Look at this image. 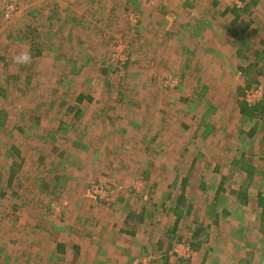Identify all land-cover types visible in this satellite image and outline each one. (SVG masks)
<instances>
[{
  "label": "rangeland",
  "instance_id": "374dc122",
  "mask_svg": "<svg viewBox=\"0 0 264 264\" xmlns=\"http://www.w3.org/2000/svg\"><path fill=\"white\" fill-rule=\"evenodd\" d=\"M126 1L129 6L128 11L123 12L128 21L126 33L111 29V25L107 28L103 20L97 21L92 33L96 39L99 38V43L92 39L96 42V51L91 61L81 59L78 52L59 56V48L53 51L48 44L49 38L41 35L42 29L39 30L40 39L35 34V44L33 35L26 39L25 33L30 35L27 25L39 22L35 13L40 3L45 1L0 0V264H12L14 259L22 263L23 260L30 262L33 257L38 260L40 257L34 246L42 243L54 246L61 232L67 235L66 240H70L71 231L78 221L101 213L107 205H114L123 193H128L127 196L139 207L143 204L151 207L156 193H172L171 189L166 191L165 186L170 183V187L176 188L175 184L187 176L190 180L187 196L196 203L195 212L198 213L186 220L187 223L180 222L176 234L186 239L176 242L174 248L177 244L190 245L191 242L193 245L196 240L191 235L195 229L203 224L210 225L206 214L212 206L209 198L214 197L221 177L227 178V185L234 183V187L247 182L253 185L249 191L252 204L236 205L231 221L222 222L220 229L210 228L205 245L202 244V249L194 248L190 259H179L173 248L169 262L264 264V216H260L262 209L257 199V193L264 196L262 174L249 177L236 167L234 173H209L210 167L220 160L224 167L232 160L240 161L243 152H246L247 163L258 167L260 172L264 171V112H261L264 111V77L254 82L252 73L250 76L242 75L243 71L233 69L232 78L228 76L226 79L229 86L227 93L223 91L228 88L226 86L220 91L217 85H209V90L204 89L201 95L199 91L203 84L191 86L187 93L182 89L180 93L176 92L181 88L178 77L182 72V63H176L178 35L173 30L181 20L177 21L179 14L175 10H179V2L183 3V7L193 11L187 14L190 19H197L195 9L198 0H167L168 4L159 7L157 0L144 4L139 0ZM10 4L18 8L10 19H6V9ZM118 4L116 2V7L120 6ZM29 10L34 19H29ZM156 10L163 12L162 20L167 22L164 24L169 31L164 37L168 38L166 42L170 45L159 53L153 52L151 56L144 57L140 49L145 45L139 47L141 38L137 31L144 18ZM135 17L136 22L133 21ZM185 17L186 23H189L190 19ZM123 21L127 22L125 17ZM76 35L73 33L71 39H63L60 49L65 51L68 43L76 41ZM133 35L137 37L136 41ZM144 39L145 44L148 39ZM40 41L43 45H38ZM119 44L128 59L120 70L109 60ZM21 51L30 52V64L17 66L13 63V57ZM34 51H41L43 55L34 58ZM45 59L49 67L39 71L45 65ZM229 72L225 70V75ZM143 77L148 81L143 83L149 90L148 99L163 108V112L160 110L161 113H158L157 121L161 127L156 142L147 140L134 148L128 138L95 141L94 137L82 134L84 127L80 128L78 119L66 114L65 107L76 106L81 96L91 97L98 105L101 101L139 102L137 87L138 90L141 88L138 82ZM219 77L222 75L214 78L217 83ZM175 95V100H171V96ZM186 95L190 96L187 98ZM180 97L190 101L184 102ZM249 101L259 102L250 104ZM245 107L249 116L242 113ZM168 109L172 113L164 111ZM161 118L168 120L164 122ZM251 129L255 131L254 138L248 134ZM80 139L82 141L78 142ZM156 147L157 151L160 150L157 154ZM172 149H176V153ZM164 150L170 151L169 155L173 157H165ZM218 151H223L228 157L210 156H218ZM198 153L207 157L196 158ZM181 154L182 158L179 157ZM203 180L208 186L206 193L198 189ZM134 181L141 182L145 187L147 200L135 193L132 187ZM92 183L123 187V191L112 202H95L87 195ZM127 184L129 186H125ZM178 187L173 192L176 196L181 192ZM225 197L224 202L230 203V197ZM149 202L152 205H147ZM226 207L233 208L232 205ZM170 208L171 202L167 205L169 213L164 215L163 222L167 224H173ZM196 215L207 221L197 220L199 217ZM155 218L156 224L158 217ZM57 231L60 233L57 234ZM155 244L156 241L144 246V250L135 256L134 264H140L151 252L156 258L154 264H164V255L155 251ZM206 249H211V252L204 260Z\"/></svg>",
  "mask_w": 264,
  "mask_h": 264
},
{
  "label": "crops",
  "instance_id": "0c3cea01",
  "mask_svg": "<svg viewBox=\"0 0 264 264\" xmlns=\"http://www.w3.org/2000/svg\"><path fill=\"white\" fill-rule=\"evenodd\" d=\"M42 1L45 2L40 3L38 12L35 13L39 16V22L28 23L26 30L30 35L25 33L27 35L26 38L29 40L33 35L35 44V34H38L40 39L39 30L42 29L41 35L49 38L48 44L53 51L54 48H59V56L67 52L71 54L78 52L81 59L94 60L96 42L93 40L99 43V38L96 39L93 36L92 30L95 29L99 20H103L107 28L111 25V29L126 33L128 21L123 14L129 8L126 0H121L122 2L113 0L112 3H110V0ZM116 2H119V7H116ZM157 2L158 7L168 4L167 0H157ZM175 11L179 14V19L176 17L177 21L181 20L175 28L173 27V31L178 35L177 45H175L176 63H182V72L179 73L178 77L181 88L177 91L175 90L176 92L180 93L182 89L187 93L189 88L203 84L199 91L201 95H203L204 89H207L206 91L209 90V85H217L220 91L222 87L226 86L228 88L223 91L227 93L229 86L226 79L228 76L232 78L231 71L233 69L243 71L241 72L243 73L242 75L250 76L252 73L255 76L252 80L254 82H258V78L264 77V74H262L264 73V0H198L195 9L198 13L197 19H190L187 14L192 10L183 7V3L179 2V10ZM162 13V11L157 12L156 10L149 14L148 17L145 16L146 18H144L141 27L137 31L140 33L138 36L141 38L139 47L145 45L140 49L141 53H144V57L151 56L153 52L159 53L162 48L165 49L170 45V42H166L168 38L164 37L165 33L169 31H167L168 28L165 26L167 22L162 20L164 18ZM185 15L190 19L189 23H186ZM32 16V11L29 10V19H34ZM124 17L127 22L123 21ZM73 33L77 34L75 37L76 41L68 43L65 51L61 50L62 40L65 38L71 39ZM144 37L148 39L145 44ZM153 38L158 40V43H155ZM133 39L136 41L137 37L133 35ZM252 43H254V46ZM38 45H43V43L40 41ZM41 55H43L41 51L33 52L34 58H39ZM46 62L47 60L45 59V65H42L39 71L47 70L49 63ZM225 70L230 72L225 75ZM221 75L222 77H219L220 81L217 83L214 78ZM203 80L206 82H203ZM146 82L148 81L144 77L138 82L141 88L138 90L137 87V92L141 101L131 103L132 105L128 102L104 103L102 101L98 102V105L96 100L92 101L91 97L81 96L80 101L77 102L80 104L76 103V106L67 105L68 107H65L66 114L78 119L80 128L84 127L82 134L87 135L89 138L94 137L95 141L102 138L113 141L128 138L134 144V148L137 147L138 143L147 140L156 142L160 132L158 130L161 127L159 121H157L160 116L158 113H161L163 108L161 109L160 105H156L148 99V87L143 85ZM239 87L237 86L236 88ZM143 88L145 89L143 90ZM155 93L157 94L156 90ZM190 95H186L187 98ZM175 97L176 95L171 96V100L174 101ZM86 99H89V101ZM180 100L184 102L190 101L186 97L183 99L180 97ZM164 111L172 113L171 109ZM161 119L164 122L168 120ZM186 123L188 122L186 121ZM170 129L173 134V127ZM254 133L255 131L251 129L248 134L254 138ZM81 141L80 139L78 142ZM262 141L264 144V136ZM155 150L156 154L160 151H157V147ZM172 150L176 153V149ZM166 151H163L166 153L165 157H173V155H169L170 151ZM138 155H141V153ZM182 155L179 157L182 158ZM217 155L210 154V156L216 158L225 157L227 154L223 153V151H218ZM241 156L240 161L232 160L227 167H224L223 161L220 160L221 162L210 167L211 172L209 173H234L236 168H239L238 171L245 173L249 177L263 173L260 172L258 167L247 163V159H245L247 156L246 152H243ZM198 157L206 158L207 156L203 153H198L196 158ZM195 163L193 161L192 164L195 165ZM226 179L225 177L220 178L213 193L214 197L209 198V204H212V206L210 205V212L206 214H208L207 220H209L210 225H200L191 235V238L196 240L193 245L190 242V245L194 246L193 249H199L202 244L205 245V238L208 237L210 228L220 229L222 222L232 220L236 205L238 207L252 204L249 191L253 185L247 182L246 185L234 187V183L231 182L227 185ZM189 183V176H187L175 184L176 188L170 187V183L167 184L165 190L171 189L172 193H165V195L156 193L153 198L154 204L152 205L150 202L147 204L152 205L151 207L145 204L139 207L137 202L127 196L128 193H123L117 197L114 205H107V208L101 213L94 214L93 212L94 216H86V219L78 221L79 223H77L75 229L71 231L70 240H66V234L57 231V234L60 233L57 244L55 243L54 246L49 247V244L43 245L42 243L33 247L40 257L38 260L33 257L30 262L23 260L22 263L14 259L15 261L12 264H134L135 256L144 250V246H150L154 241H156V244L153 248L164 255V264H171L169 256L175 243L186 239L176 234L177 230H179V225H181L180 222H186V220L198 213L195 212L196 203L192 201L191 197L187 196ZM125 186H129V184ZM178 186H180L181 192L176 196L173 192L179 188ZM198 189L202 193L208 191V186L204 180L199 183ZM241 194H245L244 200ZM226 195L230 197V203L224 202ZM257 199L258 205L262 209L260 216L263 217L264 196L257 193ZM245 201L246 203H244ZM169 202H171L172 207L170 208V213L173 216V224L163 222L165 220L164 215L169 213L167 209ZM178 204L183 207L180 210L182 213H176ZM227 205H232L233 208L230 209L226 207ZM253 205L255 206V204ZM178 215L181 216L179 220ZM229 216L230 218H228ZM155 217H158V223L156 224ZM196 217H199L196 218L197 220L201 221L204 219L207 221L206 218H200L199 215H196ZM210 252L211 249L205 250L204 260L208 259ZM178 263L189 264L190 262L179 261ZM201 264L206 263L202 262Z\"/></svg>",
  "mask_w": 264,
  "mask_h": 264
},
{
  "label": "built area",
  "instance_id": "2783aa9c",
  "mask_svg": "<svg viewBox=\"0 0 264 264\" xmlns=\"http://www.w3.org/2000/svg\"><path fill=\"white\" fill-rule=\"evenodd\" d=\"M148 1L149 0H139V2L142 4ZM7 8L8 9H6L5 16H6V19H10L14 15V13L17 11L18 7L15 4H10ZM136 19L137 18L135 17V20L133 21L136 22ZM111 56L112 58L109 60L118 69H123L122 66L128 61V59H126L124 51L122 52L121 44H119L118 48H115L112 51ZM257 102L259 101H254V102L249 101L250 104H255ZM137 181H134L132 183L133 190L135 191L136 194H138V196H141L145 198V200H147L146 194H145V190H146L145 187L142 186L141 182H137ZM122 191H123V187H118V186L111 187L109 185L92 183L90 187L88 188L87 195L89 196L88 198H90L91 200L95 202L108 203V202H112L118 196V194L121 193ZM174 249H175L174 251L176 255L178 256V258L182 260L190 259L192 255L194 254V249L191 245L177 244ZM155 260L156 258L152 254H149L147 257L141 260L140 264H154Z\"/></svg>",
  "mask_w": 264,
  "mask_h": 264
},
{
  "label": "clouds",
  "instance_id": "9594fccd",
  "mask_svg": "<svg viewBox=\"0 0 264 264\" xmlns=\"http://www.w3.org/2000/svg\"><path fill=\"white\" fill-rule=\"evenodd\" d=\"M32 57L30 52L21 51L13 57V63L17 66H25L31 63Z\"/></svg>",
  "mask_w": 264,
  "mask_h": 264
},
{
  "label": "trees",
  "instance_id": "16d2710c",
  "mask_svg": "<svg viewBox=\"0 0 264 264\" xmlns=\"http://www.w3.org/2000/svg\"><path fill=\"white\" fill-rule=\"evenodd\" d=\"M27 39V38H26ZM120 70V69H119ZM122 71V70H121ZM261 112H264L263 110L261 111ZM242 113L244 114V115H246V116H249V114H247L248 112H247V109H246V107L244 108V109H242ZM20 168V167H19ZM262 174V176H263V178H264V171H263V173H261ZM245 194H241V196H242V198H243V200L245 199V196H244ZM244 203H246V201L244 202ZM181 204H183V203H181ZM181 204L179 205L178 204V207H177V212L176 213H178V212H180V210L183 208V207H181ZM263 206H264V203H263ZM180 213H182V212H180ZM181 216L180 215H178V220H179V218H180ZM178 223H179V221H178Z\"/></svg>",
  "mask_w": 264,
  "mask_h": 264
}]
</instances>
